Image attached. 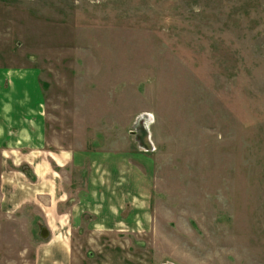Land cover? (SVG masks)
Wrapping results in <instances>:
<instances>
[{"label": "rangeland", "instance_id": "rangeland-1", "mask_svg": "<svg viewBox=\"0 0 264 264\" xmlns=\"http://www.w3.org/2000/svg\"><path fill=\"white\" fill-rule=\"evenodd\" d=\"M0 64L57 191L0 147V264H264V0H0Z\"/></svg>", "mask_w": 264, "mask_h": 264}, {"label": "crops", "instance_id": "crops-1", "mask_svg": "<svg viewBox=\"0 0 264 264\" xmlns=\"http://www.w3.org/2000/svg\"><path fill=\"white\" fill-rule=\"evenodd\" d=\"M45 119L44 92L39 72L33 68L17 69L0 64V147L12 160L17 161L19 157L26 159L33 177L34 175L38 178L49 177L50 180L44 179L42 184L44 187L48 184L50 190L48 194L55 196L56 183L50 177L51 167L45 159L38 158L46 144ZM59 159L62 165H66L70 161V155L64 154ZM123 173L121 171L119 177H123ZM29 184L34 186L36 182L31 181ZM101 197L103 216L100 218V223L113 224L121 215L119 203L123 195L118 194L114 197L113 193L110 196L105 194L98 199ZM82 198L80 206L71 207L62 213L72 219L74 224L77 223L81 213L97 207L94 203L96 201L94 192ZM115 207H119L117 211L120 215L115 213L117 212Z\"/></svg>", "mask_w": 264, "mask_h": 264}, {"label": "built area", "instance_id": "built-area-1", "mask_svg": "<svg viewBox=\"0 0 264 264\" xmlns=\"http://www.w3.org/2000/svg\"><path fill=\"white\" fill-rule=\"evenodd\" d=\"M134 133H136V134H137L138 132H134Z\"/></svg>", "mask_w": 264, "mask_h": 264}]
</instances>
